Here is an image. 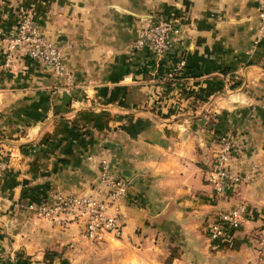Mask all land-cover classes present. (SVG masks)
I'll return each instance as SVG.
<instances>
[{"label": "crops", "instance_id": "0c3cea01", "mask_svg": "<svg viewBox=\"0 0 264 264\" xmlns=\"http://www.w3.org/2000/svg\"><path fill=\"white\" fill-rule=\"evenodd\" d=\"M257 1L0 0V37L29 17L70 75L21 48L2 68L0 42V264H187L192 249L193 264H264L254 240L264 203ZM158 18L181 30L159 58L132 46ZM229 138L238 180L216 200L204 174ZM101 159L126 183L119 238L90 243L80 225L28 208L96 192ZM238 202L243 223L227 242L210 240L217 212Z\"/></svg>", "mask_w": 264, "mask_h": 264}, {"label": "built area", "instance_id": "2783aa9c", "mask_svg": "<svg viewBox=\"0 0 264 264\" xmlns=\"http://www.w3.org/2000/svg\"><path fill=\"white\" fill-rule=\"evenodd\" d=\"M258 19L257 35L264 36V0H258L256 5ZM181 32L178 25L171 20L158 18L151 21L139 31L132 41L136 48L145 47L153 56L162 57L170 47L173 36ZM2 43L1 67L9 69L18 48L32 60L39 61L52 74L69 79L65 69L60 49L46 40L39 28L27 16H19L12 34L0 37ZM184 66V60H177L172 67L173 74L179 73ZM231 139H223L214 152L211 166L206 170L204 179L212 189V197L221 199L227 180L236 182L238 176L230 175L228 171L230 155L237 150ZM99 181L96 192L83 195L55 194L52 200L29 205L38 216L52 221L58 226L78 224L82 228V237L90 243L100 240L104 234L113 238L121 235L122 222L120 202L125 197L126 183L113 175L106 159L100 160ZM6 168L4 160L0 161V169ZM246 209L238 202L230 208L217 212L215 219L208 225V237L212 241L227 242L232 231L243 223ZM257 261H264V203L259 224L254 234Z\"/></svg>", "mask_w": 264, "mask_h": 264}, {"label": "rangeland", "instance_id": "374dc122", "mask_svg": "<svg viewBox=\"0 0 264 264\" xmlns=\"http://www.w3.org/2000/svg\"><path fill=\"white\" fill-rule=\"evenodd\" d=\"M164 2L167 3L166 1H164ZM169 4H172V2H170ZM166 8H169L171 11L173 10L172 7H170V5L169 6H166ZM151 21H153V20H151ZM185 260H187V262H186L187 264H193V249L188 254H185ZM255 263L257 264V262H255Z\"/></svg>", "mask_w": 264, "mask_h": 264}, {"label": "trees", "instance_id": "16d2710c", "mask_svg": "<svg viewBox=\"0 0 264 264\" xmlns=\"http://www.w3.org/2000/svg\"><path fill=\"white\" fill-rule=\"evenodd\" d=\"M117 177V176H116ZM119 178V177H118ZM121 179V178H120ZM123 180V179H122ZM124 181V180H123ZM125 182V181H124Z\"/></svg>", "mask_w": 264, "mask_h": 264}]
</instances>
